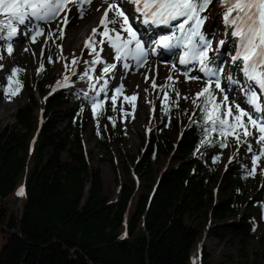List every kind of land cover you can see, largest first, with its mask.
Here are the masks:
<instances>
[{"label":"trees","instance_id":"1","mask_svg":"<svg viewBox=\"0 0 264 264\" xmlns=\"http://www.w3.org/2000/svg\"><path fill=\"white\" fill-rule=\"evenodd\" d=\"M222 12L212 0L204 15L216 21ZM81 74L72 77V86L55 91L40 81L41 91L49 89L41 94L39 119L33 86L22 81L26 100L16 109L15 121L0 125V264H195L191 251L204 233L237 241L244 264H264V231L258 246L248 249L254 218L261 215L264 221V189L250 190L259 172L248 175L246 149L221 173L210 157L216 146L195 151L200 129L189 126V116L197 119L199 110L181 114L173 107L172 122L153 125L140 155L132 157L133 171L144 173L147 183L138 186L126 166L127 179L111 199L100 169L90 164L83 140L86 116L95 118L106 150L111 138L120 136L116 128L108 133L102 126L104 109L97 110L99 117L93 114L84 94L94 93ZM170 126L178 131L173 137L166 132ZM160 156L166 162L156 168ZM22 187L24 194L17 195ZM198 264L240 263L231 254L214 261L201 251Z\"/></svg>","mask_w":264,"mask_h":264},{"label":"snow or ice","instance_id":"2","mask_svg":"<svg viewBox=\"0 0 264 264\" xmlns=\"http://www.w3.org/2000/svg\"><path fill=\"white\" fill-rule=\"evenodd\" d=\"M103 2L107 4V8L98 26L92 29L84 44L92 59L83 61L86 67L79 76L80 80L87 81L89 87L93 89L94 95L84 94L90 101L93 114L99 117L101 112L97 110H103L108 100H111L112 110L116 111V101L124 93V88L115 87L114 94L109 97L106 77L110 78L114 73L117 63H122L125 70L133 64L136 68H140L147 63L149 54H157L158 49L169 52L180 49V53L174 54L179 55V64L185 66L186 70L181 74L186 80H201L199 75L191 76L190 73L192 71L202 73L203 87L195 96L182 97L175 87L178 81H174L173 76L169 75L165 84L159 86L165 97L161 111L165 116L170 117L173 107H178L181 98L191 100L194 109L199 110L200 113L197 119L189 116V126L196 125L200 129L199 143L195 151L199 152L200 148L205 146L225 148L231 139L237 146L235 156L239 154L240 145H247L246 151L252 153V167L246 171L248 175L255 176L259 161L264 159V100H262L264 97V0H217V5L223 9V12L218 14V18L222 16L225 38L218 40L215 48L213 47L215 30L210 26L207 32L204 31V24L208 20V16L204 13L208 11L212 0H103ZM91 3L92 0H0V41H5V44L0 45V49L11 55L13 52L11 41L18 33L30 34L31 41L35 43L38 37L45 34L42 24L50 25L65 13L61 23L66 25L68 21L66 13L71 11L70 6L77 9L79 18H83L86 6ZM109 13H112L111 17ZM20 26H24L23 32H20ZM161 27L170 29V32L155 33L154 29ZM100 28L103 31H100ZM57 31L58 37L56 32L49 29L48 37L63 40L64 29L59 24ZM157 35H159L158 39H156ZM229 40L230 47L225 53H221L220 48ZM105 44L110 49L107 52L103 48ZM57 48L62 52V45H57ZM41 55L43 56V49ZM226 56H230V60H226ZM2 58L0 56V59ZM58 59L67 58L58 56ZM113 59L116 63L109 62ZM48 60L52 62L51 57ZM80 63L81 59L73 56L71 64H65L67 74L63 75L62 80L57 81L53 91L72 86L71 77L77 75L75 69ZM225 63L229 64L227 75L224 74ZM96 65L102 66V75L96 77L93 82L92 73ZM189 65L192 67L188 68ZM2 67L3 65H0V68ZM171 67L175 72L176 65L172 64ZM42 70L43 64L38 71ZM22 71L23 69L13 68L7 77L10 85L13 81L16 84L15 90L11 88L7 90L13 96L23 86L17 79V74ZM238 73L241 74L239 77ZM222 80L227 81L224 87ZM100 81H103V84L97 89L96 84ZM152 87L157 88L155 80L152 81ZM169 89L175 93V99L168 95ZM0 91H5L2 85ZM237 91L241 93V103L245 107H241V103L236 102ZM228 92L233 95L231 102ZM136 99L137 94L123 97L124 102ZM132 108H135L134 103ZM120 111L125 116L130 115L124 111L123 106ZM108 119L115 124L114 117ZM213 134L219 139H214ZM249 138L260 146L258 151L253 150ZM220 159L221 156L217 155L214 162ZM231 160L232 157L229 159L230 163ZM23 194L22 187L17 195Z\"/></svg>","mask_w":264,"mask_h":264},{"label":"rangeland","instance_id":"3","mask_svg":"<svg viewBox=\"0 0 264 264\" xmlns=\"http://www.w3.org/2000/svg\"><path fill=\"white\" fill-rule=\"evenodd\" d=\"M100 4V5H99ZM103 0H94L90 5L86 6V11L83 18H79V13L75 7H71V11L67 12L66 15L68 17L67 24L64 25L61 23L65 13L61 15V18L57 21L53 22L50 25H41L44 27L45 34L38 37L36 42L33 43L30 39V34L21 35L18 33L19 38L11 41L13 52L9 55L3 49H0V56L3 58L0 59V65H3L0 68V82L4 84L3 93L0 94V125L11 124L14 119V113L18 108L19 104L25 102L26 100V91H22L21 89L18 91L16 95H11V92L7 91L9 88L15 90L16 84L15 81L12 84H9L7 77L11 74V70L13 68L23 69L22 72L17 74V79L19 81H28L31 82L33 86V95L39 100V106L35 109V115L37 119L42 116V97L41 94L45 93L49 88L41 91L38 88V84L40 81H43V84H50L51 90L56 86L58 80H62L63 75L67 74L65 70V64H71V60L73 56L80 58L81 63L76 67V73H83L86 65L83 63L84 60H91L92 57L89 55V50L84 47V39H87L91 34V31L94 27H97L99 21L103 15L104 10L107 8V4H105ZM99 9V11L97 10ZM109 16H112V13H109ZM78 17V19H77ZM73 20V23H69V19ZM78 25L84 23V28L81 30L80 36L78 40L70 45L69 47L64 48L61 44L63 40L58 38H49L48 32L49 29L56 32L58 37L59 32L57 31V25L64 29H68L69 26ZM86 23V24H85ZM215 30V39L213 40V47L217 46V41L220 39H224V28H223V19L222 16L217 18L216 21L209 19L204 24V31L207 32L209 27ZM103 31L102 28L99 29ZM24 31V26H20V32ZM68 30L66 31L67 35ZM65 36V35H64ZM17 37V36H16ZM99 40L100 37L98 36ZM3 45L5 41H0ZM57 45H62V52L57 48ZM227 45L225 44L222 48H220L221 53H225L227 50ZM75 48V49H73ZM104 51H109V46L107 44L103 45ZM43 49V56L41 55ZM178 50V49H177ZM180 51V49H179ZM176 52V51H175ZM83 54V55H82ZM234 54V53H233ZM114 55V54H113ZM212 55V53H210ZM58 56H62L67 58L66 60L58 59ZM101 56H104V53H101ZM52 58V62L50 63L48 58ZM178 57H175L173 54L172 58L160 59L156 56L150 55L148 56L147 62L152 61L150 65H144L143 67L136 68L134 64L127 70L123 68L122 63H117V67L114 70V73L109 77H106L108 80V96H112L115 91V87L123 86L124 93L117 99L116 101V111H113V105L111 100H108L105 103L103 118L101 121L102 126L107 130L108 133L111 132L114 128H116V132L119 133L120 138L110 140L108 149L106 150L102 147L100 139L96 135L97 123L92 114H88V129L83 133V140L85 143V147L87 152L89 153L90 164L98 169H100L102 173V180L104 185L105 193L111 198L114 199L117 194V189L119 183L124 182L127 179L126 175V166L130 170V175L135 179V182L138 186L143 187L147 181L144 173L137 174L133 171L134 163L132 157H138L140 155V150L143 147V142L148 137L150 130L153 125L156 123H160L162 121L167 125L171 123L173 120L172 113L169 116H165L161 111L162 103L165 101L164 93L160 90L159 86H162L166 82V78L169 75L173 76L174 81H178L175 84V87L181 93V96H195V94L201 91L203 87V74L198 73L197 71H192L190 73L191 76L199 75L201 80H192L185 79V76L182 75L186 69L185 66H182L177 61ZM83 59V60H82ZM226 60H230V56L225 57ZM111 63H116L113 59L109 61ZM131 63V62H130ZM41 64H43V70L38 71L41 68ZM176 65V71H172L171 65ZM192 66L189 65L188 68ZM224 74L227 75L229 71V64L225 63ZM95 78L102 75V66L96 65L95 71L92 73ZM241 74H237L239 77ZM73 77V76H72ZM71 77V80H72ZM115 77V82L113 81ZM147 77V80H146ZM155 80L157 88L152 87V81ZM42 84V83H41ZM103 84V81L96 84V88L98 89ZM227 85L226 80H222V87ZM87 88L91 93L93 89L89 87L87 83ZM227 91V88H226ZM102 97H103V93ZM100 94V96H101ZM133 94H137V99L135 101L124 102V96H133ZM168 95L175 99V93L168 90ZM229 101L233 100V95L231 92H228ZM104 98V97H103ZM235 100L237 103H241L242 95L240 92H236ZM6 102V104H4ZM151 102V103H149ZM135 104V108H132V104ZM8 104V105H7ZM121 106L125 112L130 113V115L125 116L120 111ZM10 107V108H9ZM193 104L191 100H179L178 110L180 113H184L188 110L193 109ZM241 107H245L243 103H241ZM4 111V112H3ZM109 117L115 118V124L109 120ZM179 120L181 116L178 115ZM178 120V119H177ZM178 120V122H180ZM254 131V130H253ZM166 132L170 134V136H174L178 134L177 128H173L170 126L167 128ZM252 142V147L254 151H258L260 146L255 143V140L249 138ZM247 145L239 146V153H243L244 149H246ZM210 157L213 163H216V167L223 173L225 167L228 165L230 157L232 159L236 158L234 153L237 152L236 144L230 139L229 145L225 148H220L218 146L211 149ZM220 155L221 159L218 162H214V158ZM251 157L252 153L248 152L244 161L246 162L247 167H252L251 165ZM112 158V161H111ZM166 157L160 156L157 158L154 167L158 168L165 164ZM259 172V181L250 186V190L254 193L255 189L262 187L264 189V159L259 161V167L257 168ZM223 179L221 183L220 190L223 194L226 192L224 187L226 186L227 180L222 174ZM215 189V188H214ZM217 190V189H215ZM229 190V187H228ZM211 220L214 222H218V218L211 216ZM255 221V232L254 237L250 241L248 245V249L251 250L258 246V236H260L264 231V221L261 215H258L254 218ZM238 242L233 239H225L224 241H219L215 237L209 235L208 233H204L198 244L191 251V260L198 264V257L201 251H203L206 256L211 255L212 260L217 261L225 258L227 255L231 254L233 256L234 262L244 264V261L237 252Z\"/></svg>","mask_w":264,"mask_h":264},{"label":"bare ground","instance_id":"4","mask_svg":"<svg viewBox=\"0 0 264 264\" xmlns=\"http://www.w3.org/2000/svg\"><path fill=\"white\" fill-rule=\"evenodd\" d=\"M92 1H94V0H92ZM100 5V4H99ZM105 5V4H104ZM64 13H62L61 15H63ZM77 19H78V17H77ZM70 21H69V23L71 24V23H73V20H72V18L71 19H69ZM77 21L78 20H76V21H74V22H76L77 23ZM86 24V23H85ZM84 28V23H81V24H79L78 25V23H77V25L75 26V25H72V26H69V28L68 29H65V33H64V38H63V41H62V45H63V47L64 48H66V47H69L70 45H72L73 43H75L77 40H78V38L80 37V36H82L81 34H80V32H81V30ZM68 30V32H67V35H66V31ZM19 38V35H17V37H14L13 38V40H15V39H18ZM87 39H84V41L82 40V42H84L85 43V41H86ZM70 48V47H69ZM73 49H75V48H73ZM159 50V49H158ZM157 50V51H158ZM177 49H175V50H173L172 51V53H171V56H172V54L176 51ZM179 50V49H178ZM158 53V55H161V57H157V58H160V59H166V58H168L169 56H164L165 54H161L162 53V51H158L157 52ZM83 55V54H82ZM171 56H170V58H171ZM83 60V59H82ZM151 62L152 61H148L145 65H150L151 64ZM115 80V77H114V79H113V81ZM115 82V81H114ZM264 98V97H263ZM4 104H6V102L4 103ZM8 105V104H7ZM10 108V107H9ZM4 112V111H3Z\"/></svg>","mask_w":264,"mask_h":264}]
</instances>
